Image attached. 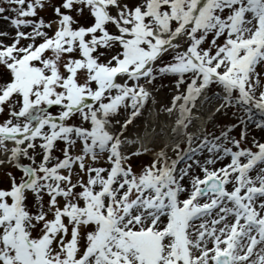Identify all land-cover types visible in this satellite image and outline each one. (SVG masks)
Wrapping results in <instances>:
<instances>
[{"label":"snow or ice","instance_id":"1","mask_svg":"<svg viewBox=\"0 0 264 264\" xmlns=\"http://www.w3.org/2000/svg\"><path fill=\"white\" fill-rule=\"evenodd\" d=\"M0 19V264H264V0H0ZM163 78L173 140L149 146Z\"/></svg>","mask_w":264,"mask_h":264},{"label":"bare ground","instance_id":"2","mask_svg":"<svg viewBox=\"0 0 264 264\" xmlns=\"http://www.w3.org/2000/svg\"><path fill=\"white\" fill-rule=\"evenodd\" d=\"M3 27L9 30L13 29L12 26L9 25V23L4 24ZM158 99H161V96H159ZM160 104H163V103H161V101H158L157 105L153 108V111L147 117V119L150 122V125H149L148 136L146 139H144V143L148 144L149 146L151 145L153 135H155L156 132H159L161 130H163V135L160 137V139L156 141L158 146L162 145L163 143L170 144L173 140V136L170 131L173 125V121L167 119L165 113H159V117L157 115V111H158ZM209 115H211L210 112L201 114L200 119L197 122L200 128H205V127L207 128V126L210 124V123H206V118Z\"/></svg>","mask_w":264,"mask_h":264},{"label":"rangeland","instance_id":"3","mask_svg":"<svg viewBox=\"0 0 264 264\" xmlns=\"http://www.w3.org/2000/svg\"><path fill=\"white\" fill-rule=\"evenodd\" d=\"M0 22H4L2 25L9 23L8 21H5L3 19H0ZM0 28H2V26H0ZM6 30L8 31L9 29H6ZM13 30L14 29L9 30V31L13 32ZM155 83L159 88L158 92L155 93V95L157 96V99L159 96H161V103L163 104L168 103L171 98L170 88L172 87L170 80L167 78H163V79H158ZM160 113H163V112H160ZM229 119H230V114H229ZM227 122H228V119H225L224 117H221L220 115H218L216 116L215 119L211 121L207 129L209 131L218 132V128L216 126L220 124H226ZM149 159H151V157L145 154L137 159L136 164L137 166H139L142 163L147 162Z\"/></svg>","mask_w":264,"mask_h":264}]
</instances>
